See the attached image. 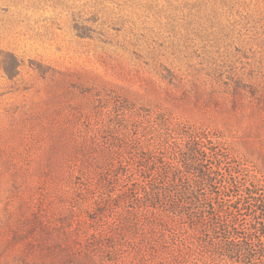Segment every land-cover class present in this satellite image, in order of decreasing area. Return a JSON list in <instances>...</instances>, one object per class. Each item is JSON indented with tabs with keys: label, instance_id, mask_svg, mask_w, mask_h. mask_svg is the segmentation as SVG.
Wrapping results in <instances>:
<instances>
[{
	"label": "rangeland",
	"instance_id": "obj_1",
	"mask_svg": "<svg viewBox=\"0 0 264 264\" xmlns=\"http://www.w3.org/2000/svg\"><path fill=\"white\" fill-rule=\"evenodd\" d=\"M184 131L264 184V0H0V264H140L121 174Z\"/></svg>",
	"mask_w": 264,
	"mask_h": 264
},
{
	"label": "trees",
	"instance_id": "obj_2",
	"mask_svg": "<svg viewBox=\"0 0 264 264\" xmlns=\"http://www.w3.org/2000/svg\"><path fill=\"white\" fill-rule=\"evenodd\" d=\"M124 167L122 199L147 228L140 264H264V184L248 181L228 150L184 131ZM114 259L112 242L94 245Z\"/></svg>",
	"mask_w": 264,
	"mask_h": 264
}]
</instances>
